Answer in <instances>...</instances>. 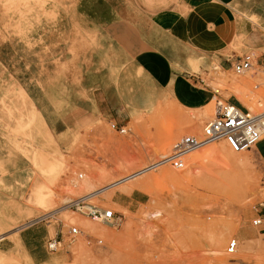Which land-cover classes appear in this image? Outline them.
<instances>
[{"label":"rangeland","instance_id":"obj_1","mask_svg":"<svg viewBox=\"0 0 264 264\" xmlns=\"http://www.w3.org/2000/svg\"><path fill=\"white\" fill-rule=\"evenodd\" d=\"M5 11L0 6V62L9 68L14 65L16 77L24 81L36 72L24 71V64L32 58L27 56L23 41L10 39L14 36L10 26L14 16L9 18V11ZM257 65L254 62L240 75L214 65L198 75L219 88L225 100L257 113L264 110V64ZM197 86L202 87L199 82ZM179 95L188 102L201 97L194 98L182 89ZM10 96L8 105L1 99L12 146L4 145L0 150V212L9 217L8 204L14 201L22 205L11 197L9 189L8 180L15 174L28 180L26 196L35 193L50 204L35 203L34 214L26 220L15 216L11 223L2 216L0 237L14 240L18 249V232L35 231L43 237L42 248L36 252L38 264H264V221L259 227L251 224L255 204L264 199V162L255 147L235 153L250 161L249 175L232 168L231 155L215 158V151L220 149L232 153L222 141L190 152L183 168L155 164L183 135L201 134L204 123L213 117L214 100L197 108H186L169 96L149 100L140 113L126 120V133L116 132L104 119H92L84 123L81 134L74 130L72 144L62 150L27 103L23 88L16 85ZM13 148L19 156L15 157ZM38 153L59 164L55 183L45 181L44 189L34 187L38 183L34 174L38 171ZM110 185L111 189L94 195L90 202L120 212L119 226L93 222L65 206L70 199ZM132 191V201L124 198L123 193ZM45 211L49 217L35 219ZM71 226L83 231L74 241L65 237ZM232 230L238 234L227 238ZM60 231L63 248L49 251L47 240L59 236ZM97 238L101 244L96 243ZM231 239L238 245L230 254L226 247ZM223 240L221 253H215L213 245ZM249 246L252 251H247ZM222 257L228 261L218 263ZM0 264L35 263L24 250H10L0 251Z\"/></svg>","mask_w":264,"mask_h":264},{"label":"crops","instance_id":"obj_2","mask_svg":"<svg viewBox=\"0 0 264 264\" xmlns=\"http://www.w3.org/2000/svg\"><path fill=\"white\" fill-rule=\"evenodd\" d=\"M13 1V8L22 9L24 34L14 30L10 39L23 41L32 58L24 71L36 73L21 81L14 65L0 62V150L12 146L1 99L10 104L16 85L64 150L85 122L127 124L149 100L169 96L186 108L206 105L211 94L197 86L200 71L214 65L229 71L250 51L257 53L258 65L264 64V0ZM8 14L14 16V29L20 13L14 9ZM181 89L200 100L181 99ZM255 148L264 162V139ZM123 195L132 201L134 192ZM7 213L11 216L0 212V221L3 216L12 223L13 215L25 219V205L13 201ZM16 237L20 248L14 240L2 239L0 251L24 250L33 263H40L36 252L43 237L24 230Z\"/></svg>","mask_w":264,"mask_h":264},{"label":"built area","instance_id":"obj_3","mask_svg":"<svg viewBox=\"0 0 264 264\" xmlns=\"http://www.w3.org/2000/svg\"><path fill=\"white\" fill-rule=\"evenodd\" d=\"M254 62L256 63V56L252 52H247L232 63L231 69L235 74H244L252 68ZM197 82L201 83L204 90L210 91V100H214L213 117L204 123L199 136L193 134L183 135L172 144L170 152L165 157L157 160L155 164H169L174 169H180L184 167L186 156L190 152L205 145L222 141L232 152L239 153L254 148L260 140L264 139V110L252 113L248 109H243L225 100L219 88L210 86L202 78L199 77ZM110 127L121 134L127 131V124L111 122ZM81 176L79 174V177ZM92 197L94 195L90 194L78 196L70 199L65 203V206L93 222L113 227L119 226L122 222V214L111 208L90 202ZM254 210L256 215L251 220V224L254 227H259L264 221V199L255 204ZM82 234L83 231L77 226H71L66 231L65 237L69 238L70 241H74ZM95 241L97 244L102 243L99 238ZM63 243L64 235L60 231L59 236L47 240V249L52 252L58 251L63 248ZM237 245L238 241L231 239L226 247L227 253H234ZM262 250L264 253V244Z\"/></svg>","mask_w":264,"mask_h":264},{"label":"bare ground","instance_id":"obj_4","mask_svg":"<svg viewBox=\"0 0 264 264\" xmlns=\"http://www.w3.org/2000/svg\"><path fill=\"white\" fill-rule=\"evenodd\" d=\"M3 3H4V11L7 12H13L14 9H17L16 7L13 8V0H1ZM20 1V0H19ZM26 1V0H25ZM12 7V8H11ZM18 11V14L20 13V20L19 22L17 21L15 24H13V27H14V30L16 31V33L18 35H20L21 37H23V34H24V25L22 23V9H17ZM258 66V65H257ZM264 69V67H262ZM197 70V69H195ZM249 71V70H248ZM27 101V100H26ZM211 101V100H210ZM30 101H28L27 103H29ZM31 105V104H30ZM32 106V105H31ZM21 114L20 112L18 113V115ZM22 115V114H21ZM20 115V116H21ZM27 117V116H26ZM19 118V117H18ZM25 118V117H24ZM211 144H214V143H211ZM209 145V144H208ZM226 146V145H225ZM199 149V148H198ZM197 150V149H196ZM231 151V150H230ZM41 152V151H40ZM232 152V151H231ZM236 152H227L226 150L224 149H220V150H217L215 151V158H218V159H222L225 155H231L232 156V168H240L241 171L247 175H249V167L251 166L250 165V161L248 159H246L245 157L241 156V154H235ZM239 153H242V152H239ZM40 153H38L37 155H39ZM27 157V156H26ZM38 158V157H37ZM37 167H38V171L35 172L34 171V174L36 175L37 177V182L36 183V186H34L36 189H44L46 188V182H49V181H52L54 179V175L58 172L59 170V164L58 162L55 161V159H49L47 158L45 155H41L40 154V157L39 159H37ZM60 173V172H59ZM30 174V173H29ZM26 175V174H25ZM241 173L237 174V179H239ZM28 176V175H27ZM57 176V174H56ZM35 177V176H34ZM29 179V176L27 177ZM10 180H11V184H9L10 187L13 188L14 190V193H15V197L17 199H19L24 205H25V208H26V215H25V219H27V217H29L31 214H34L35 212V207H34V204L37 203V204H42L44 201V199L42 197H39L38 195H36L35 193L32 195V196H26L24 194V192L26 193V191L28 190L27 189V179L25 178V176H22V175H19V176H11L10 177ZM33 180V179H32ZM54 181V180H53ZM36 182V181H34ZM33 182V183H34ZM50 183V182H49ZM55 183V181H54ZM35 185V184H33ZM51 185V184H50ZM32 186V185H30ZM52 187V186H51ZM112 186H107V187H104L102 188L101 190L99 191H96V192H93V193H90V195H99L98 193H102V192H105L109 189H111ZM27 189V190H26ZM31 189L33 190V188L31 187ZM30 189V190H31ZM37 192V191H36ZM28 194V193H27ZM48 200V199H47ZM48 202V201H46ZM33 203V204H32ZM49 203V202H48ZM45 204V203H44ZM43 204V206H44ZM50 204V203H49ZM19 206V205H18ZM19 207H17L18 209ZM66 209V208H64ZM60 211V210H59ZM19 212V211H18ZM55 212L57 211H54V212H51V214L53 215ZM20 214V213H19ZM49 215V211H45L44 214H42L40 217H36L35 219H41V218H46L47 216ZM15 217V215H13ZM64 218V216H63ZM32 219V218H31ZM67 220V219H66ZM3 221V220H2ZM0 221V222H2ZM31 222L33 220H30ZM28 221V222H30ZM4 223V222H3ZM24 223V222H23ZM31 224V223H30ZM29 224V225H30ZM238 234V231L237 230H232V231H229L227 233V238L230 237V236H235ZM0 239H2V237H0ZM225 243V240L222 241V243L220 242H215V244L213 245L214 247V252L219 254L221 253L222 251V245L221 244H224ZM251 249V247L249 246L247 248V251H249ZM252 251V249H251ZM250 254V252H248ZM245 254V253H244ZM247 254V253H246ZM242 255V254H241ZM244 256V255H243ZM248 256V255H247ZM228 259H226L225 257H222L220 259H218V263H225L227 262ZM209 264V263H208ZM257 264H263V263H258Z\"/></svg>","mask_w":264,"mask_h":264}]
</instances>
